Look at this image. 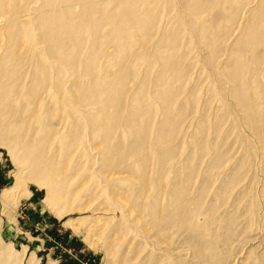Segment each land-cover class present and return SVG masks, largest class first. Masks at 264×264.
Instances as JSON below:
<instances>
[{
  "label": "rangeland",
  "instance_id": "1",
  "mask_svg": "<svg viewBox=\"0 0 264 264\" xmlns=\"http://www.w3.org/2000/svg\"><path fill=\"white\" fill-rule=\"evenodd\" d=\"M9 1L0 264H264V38L248 39L264 0H144L128 49L88 1L18 0L15 15ZM65 4L82 25L53 47ZM102 209L114 223L98 226Z\"/></svg>",
  "mask_w": 264,
  "mask_h": 264
},
{
  "label": "bare ground",
  "instance_id": "2",
  "mask_svg": "<svg viewBox=\"0 0 264 264\" xmlns=\"http://www.w3.org/2000/svg\"><path fill=\"white\" fill-rule=\"evenodd\" d=\"M64 1L67 2L69 0H64ZM78 1L81 2V0H78ZM82 1H84V2L88 1L89 4L87 6V9L93 10V11H88L87 12V16H86L89 20L92 21V24H93V15L96 14V13H100V17H101L102 21H106V22H108V23H110V24H112L114 26V31L113 32L116 34L117 38L113 39V41H114V43L116 45H118V41L119 40L122 41V46H123L124 49L127 48L128 39L130 40L132 38V36H131L132 33L130 32L131 29L132 28H135V29H138V30L145 29L146 28L145 25L151 20V17H149V15L146 13V12L150 11V8L147 7V6H145L143 8V3H144L143 1L144 0H82ZM203 1L206 2L207 0H188V2L191 3V5L192 4H196V5L197 4H199V5L201 4L202 5V3L205 4V2H203ZM210 1H207V2H210ZM113 2L117 3L118 6H117V8H115L114 11H109L108 9L111 8L110 5ZM21 6H22V1L10 0L9 2L5 3L1 8L3 10H5L6 12H10L11 10L16 9L14 11V13H13L15 15V14H18L22 10ZM194 7H196V6H194ZM24 11H26V10H24ZM63 14L64 15L62 17H60V18H57V20L65 22L68 25L65 28L66 31L65 32H61V35L57 36L58 37L57 40L53 41V43H50V45L53 46V47H55V46L67 47V46H71L72 44H74V42H75V39H74L75 28L80 27L82 25L80 16L77 15L73 19L72 15H71V10H70V8H67L66 4L63 7ZM1 16H3V18H1ZM136 16L137 17L141 16V19L146 20L147 23L145 25H143V26H141V24H139V23H135L136 21L134 19H135ZM260 16L262 18H260ZM4 17H5L4 14L0 15V26L4 22L3 20H1V19H4ZM255 17H256V24L253 23L254 29H252L254 31L252 33H250L249 36H248V39L251 42V45H250L251 47H256L257 45L262 44V38H264V30L262 29V26L259 24V21L260 20L261 21L264 20V8L261 11H259L255 15ZM8 20L10 22L14 21V16L13 17H9ZM39 24L43 28H45L47 26H51V27L54 26V25L57 26V23H56L55 20H52L50 22H46V21L42 20V21L39 22ZM12 25L13 26H17V25H19V23H17L15 21V22H13ZM90 27H92V26L90 25ZM65 33H66V36L64 37ZM5 35L6 34L4 33V36ZM12 36H13L12 33L9 31L8 37L11 39ZM177 38L178 37H175V38L173 37L172 38V43H175L177 41ZM43 40H46L47 42H49L47 37H44ZM169 40H171V38H169ZM169 40H168V43H169ZM3 43H6V41H4ZM128 48H129V45H128ZM6 59L8 61H10V62L16 61V50H12L7 55ZM166 61H169V58H166ZM120 63L122 65V68L120 69L121 71L119 70L120 72L118 71L117 73L114 74L116 77H114L113 80H116L118 78V80L123 82L124 88L122 89L120 94H122L121 97L124 98V96L126 95V90H127L126 89L127 77H126L125 71H123V70H126L127 68L125 67V65H126L125 63L126 62L123 61V59L120 60ZM170 65H171V63H170ZM17 67L18 66L13 67L12 73L15 74V72L17 71ZM88 73H89V75L93 76V77H91V80H92L91 84L93 85L91 87L92 90L95 93L101 92V90L98 87H96V85L99 83L98 74H96V72L89 71V68H88ZM169 98H170V95H163V99L168 100ZM170 101H171V99H170ZM137 132H138V135H139V137H138L139 140H140L139 142L145 141V139H146L145 131L138 128ZM114 194H115V192H114ZM119 195H121V194L119 193ZM122 196H124V195H122ZM122 196H118L117 200L115 199V201H117L119 205L125 206V201L122 198ZM98 214L100 215L98 217L102 219V218H105V217L108 218L111 215V212H110L109 209H102V210H100V213H98ZM109 219L110 220L100 221L98 223V226H102V225L104 226V225H109L110 223H114V222H112L114 220V218L112 219L111 217H109Z\"/></svg>",
  "mask_w": 264,
  "mask_h": 264
}]
</instances>
